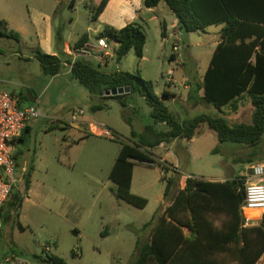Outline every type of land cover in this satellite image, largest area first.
Returning a JSON list of instances; mask_svg holds the SVG:
<instances>
[{
  "label": "rangeland",
  "instance_id": "1",
  "mask_svg": "<svg viewBox=\"0 0 264 264\" xmlns=\"http://www.w3.org/2000/svg\"><path fill=\"white\" fill-rule=\"evenodd\" d=\"M71 1L0 0V22H10L13 30L21 29L24 35L19 41L0 36V87L8 93L31 96L33 99L24 101L26 108L36 107L38 99L41 114L29 122L31 131L25 142L17 144L21 152L19 157L15 155L18 174L26 168L17 196L25 202L10 225L19 229L21 223L27 230L19 239L25 246L20 258L26 264H45L52 255L63 258L67 264H132L137 242L150 239L154 216H160L159 210L168 204L164 201L165 179L175 176V171L181 181L186 176L202 181L243 177L250 164L248 160L264 163V135L254 147L220 143L217 134L207 124H201L193 142L178 138L150 150L149 162L133 161L131 193L145 198L146 208L118 198L116 185L109 176L122 145L141 144L147 126L159 132L169 129L155 123L151 106L138 93H124L121 99L106 94L101 97L66 74L64 66L59 76L42 71L35 58L36 52L41 51L33 23L37 14L49 16L54 37L61 31L66 40L78 41L88 35L91 44H97L100 32L113 28L93 19L100 0H76L74 6ZM125 9L132 11L131 6ZM143 29L148 60L139 62L135 50H131L119 62L117 58L109 60L103 66L105 72L130 73L151 82L152 87L148 88L160 98L165 91L176 95V99L171 96L165 104L180 121L209 115L224 118L232 126L251 123L254 107L248 95L239 101V110L233 111L231 107L219 109L201 99H190L187 92L201 83L215 44L221 39L222 26L209 27L205 33L181 31L178 39L172 37L165 42L158 26L149 23ZM176 44L180 50L174 56L179 63L171 66L170 55ZM193 60L198 62V76ZM94 64L100 65L97 60ZM170 69L175 70L178 82L174 93L173 87L168 88ZM95 106L102 109L95 110ZM80 111L84 115L79 122L86 126L70 123ZM90 124L104 126L114 138L92 134ZM79 126L81 130L74 129ZM32 165L31 187L26 191L25 176ZM13 207L10 204L9 211ZM11 241L5 238L0 246V264H9L5 259L13 257L15 247ZM260 264H264V259Z\"/></svg>",
  "mask_w": 264,
  "mask_h": 264
},
{
  "label": "trees",
  "instance_id": "2",
  "mask_svg": "<svg viewBox=\"0 0 264 264\" xmlns=\"http://www.w3.org/2000/svg\"><path fill=\"white\" fill-rule=\"evenodd\" d=\"M163 3L175 15L182 32L205 33L209 27L222 26L220 42L203 81L189 98L201 99L219 109L231 107L233 111H238L239 101L248 95L254 111L249 124L232 126L224 118L209 115L180 121L165 104L173 95L165 91L162 98L158 97L148 88V85L152 87L151 82L130 73L105 72L91 59L69 62L71 76L91 94L106 97L109 90L130 87L131 93L140 94L151 106L155 123L165 124L169 129L159 132L155 127L147 126L141 144L122 145L110 173L109 178L116 185L118 198L140 209L146 208L148 201L131 193L133 161L149 162L150 150L178 138L193 140L201 124H207L217 134L220 143L254 147L264 135V0H144L148 9ZM107 4L108 0H101L96 6L93 13L95 21ZM6 25L4 20L0 22V36L19 41L20 34L8 31ZM98 37L117 43L118 62L131 50H135L139 62L144 57L147 35L136 24H127L122 29L107 27ZM85 39L86 36L77 46L84 45ZM35 58L46 75L61 73L63 61L58 56L38 51ZM199 91H203L201 98H198ZM94 109L100 110L102 106H95ZM30 131L28 125L18 143L25 142ZM132 135L135 137V132ZM20 154L17 150L18 157ZM248 163H253V160H248ZM33 172L32 165L25 176L26 191L30 190ZM177 175L175 171V176L165 179L164 201L168 204L159 210L162 211L160 216H154L150 239L137 242V255L132 264H257L264 256V213L258 226H244L241 214L245 198L243 177L223 183L188 177L182 189ZM16 198L13 205L18 210L23 201L18 196ZM45 264L67 263L63 258L52 255L45 260Z\"/></svg>",
  "mask_w": 264,
  "mask_h": 264
},
{
  "label": "built area",
  "instance_id": "3",
  "mask_svg": "<svg viewBox=\"0 0 264 264\" xmlns=\"http://www.w3.org/2000/svg\"><path fill=\"white\" fill-rule=\"evenodd\" d=\"M116 48L113 40L98 37L97 44L89 43L81 47H71L68 48L67 54L71 58V63L78 59H96L100 65L105 66L109 60L117 58ZM179 50V46L174 45L173 55ZM174 63L178 64V59ZM174 74V69H170L167 74L169 88H174L173 93L178 87ZM184 87L188 88L187 85ZM40 115L38 99H36V107L22 108L19 94L8 93L0 87V236L4 226L3 208L15 187L22 181L26 171V168H23L20 174L17 171L15 155L17 154L18 140L28 127L29 122ZM83 115V111H80L78 115L74 114L70 123H80L79 117ZM90 132L108 139L114 138L113 133L104 126L90 124ZM243 179L245 198L241 205V214L245 220V225L250 226V224L259 223L264 213V163L253 162L249 164ZM255 213L259 216H254ZM5 262L26 264L18 256L6 258Z\"/></svg>",
  "mask_w": 264,
  "mask_h": 264
},
{
  "label": "crops",
  "instance_id": "4",
  "mask_svg": "<svg viewBox=\"0 0 264 264\" xmlns=\"http://www.w3.org/2000/svg\"><path fill=\"white\" fill-rule=\"evenodd\" d=\"M75 3H76V0H72L71 6H74ZM128 6L132 7V11L125 9ZM165 7L166 6H163L162 4H160L156 8L148 9L144 6V0H108V4H107L104 12L100 15L99 21H100V24L107 23V24H110L111 26H113V28H115V29H122L127 24H136L143 29V25H148L149 23H152V24L158 26L164 32V34L162 35L163 42L167 41V39L172 38V37L175 39H178V36L181 33V31L178 28L177 19H176L175 15L172 12L171 13L168 12L167 11L168 8L166 9ZM50 20H51V18L49 16L43 14V13L42 14L39 13L36 15V17H34L33 23L36 26V30H37L36 36L38 38L39 50H41L43 53L48 54V55L58 56L63 61L64 71H66V74L71 75V67H70V63H69V62H71V58L67 54V50H68V48L76 47L77 43L81 39H83L85 36L87 37V39H85L84 45L91 43L90 37L88 35H84L78 41H73V40H69V39L66 40V37L64 35H62L61 31H59L57 33V36L54 37L53 26H52V23ZM4 21L7 24L6 28L8 31H15L12 29L10 22H7L6 20H4ZM139 22H141V23H139ZM15 32H18L20 34V40L23 39L24 35H23V31L21 29H16ZM219 42H220V39L215 44V49H216ZM146 53H147V44L145 47L144 57H143L142 61L148 60ZM176 59H177L176 56H174L173 53H171V55H170V65L171 66L175 64L174 61ZM95 60L96 59H92V62L94 63ZM66 62H68V63H66ZM193 64L195 67V76L196 75L198 76L199 72H198V70H196L198 68V62L196 60H193ZM181 65H183V64H181ZM102 69H103V66H102ZM59 75H57V76H59ZM204 75L205 74L201 75V77H202L201 83L203 81ZM187 76L188 75H186V77ZM185 79L186 78L184 77V80ZM168 88H169V86H168ZM185 89L188 90L189 87L185 88ZM187 92L189 93V95H194L196 92V88L191 86L190 90ZM173 96L175 97L173 99H176L177 96L176 95H173ZM202 96H203V91H199L198 97H202ZM26 99L30 100L33 98L31 96L29 97V96L20 95V106L22 108H26L24 105V101ZM80 124L86 126V124L83 122H81ZM29 126H30V124H29ZM76 128L81 130L80 126L74 127V129H76ZM193 140H191L190 142H193ZM17 150H18V147H17ZM161 161L167 162L166 159H162ZM172 164L175 166L174 163H172ZM22 170H23V168H22ZM188 177L189 176H186L182 179V181H181V188L182 189L185 187L186 179ZM226 180H228V179L222 178V179H214V180H208V181L209 182L223 183ZM18 185H19V183H18ZM18 185L15 187V189L11 193V196L9 197L8 201L6 202V204L3 208L4 226H3V230H2V233L0 236V246L2 245V242L4 241L5 238L8 240L11 239L12 240L11 242L14 244V247H15V250H13V256L21 257V256H23L22 248H24L25 246L21 241H19V239L27 233V230L22 226L21 223H19V225H20L19 229H15L14 227H12L10 225L11 222L14 220L13 215H16L17 210L15 209V207H13L12 211H9V209H8L9 205L17 200L16 196H17V192L19 191ZM24 202L22 203L23 205L20 207L21 210L24 207ZM21 214L22 213H20V215H19V222L21 221V217H22ZM250 225H252V226H248V227H255V226H258L259 223L250 224ZM244 226L247 227L246 225H244ZM185 233L188 234V231L185 230ZM150 235H151V232H150ZM263 259H264V256L260 259V261L257 264L262 263Z\"/></svg>",
  "mask_w": 264,
  "mask_h": 264
},
{
  "label": "water",
  "instance_id": "5",
  "mask_svg": "<svg viewBox=\"0 0 264 264\" xmlns=\"http://www.w3.org/2000/svg\"><path fill=\"white\" fill-rule=\"evenodd\" d=\"M127 92H131L130 87H120V88L107 91L106 96L115 97V96L123 95L124 93H127Z\"/></svg>",
  "mask_w": 264,
  "mask_h": 264
}]
</instances>
